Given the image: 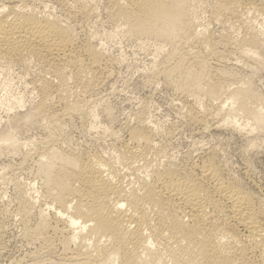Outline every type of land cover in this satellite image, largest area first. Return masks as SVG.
I'll return each instance as SVG.
<instances>
[{
	"label": "bare ground",
	"instance_id": "obj_1",
	"mask_svg": "<svg viewBox=\"0 0 264 264\" xmlns=\"http://www.w3.org/2000/svg\"><path fill=\"white\" fill-rule=\"evenodd\" d=\"M213 1V15L229 23L231 41L238 40L245 56L259 61L264 31L249 33L248 17L264 22V0ZM29 2L0 4V75L29 69L36 60L41 71L29 80L40 96L34 116L49 114L59 131L63 120L82 110L80 98L108 79L107 62L77 40L68 24L39 16ZM83 3L72 0L67 16L78 18L86 11ZM108 3L131 36L158 41L161 52L169 48L157 75L189 100L194 122L224 119L240 129L241 120L250 124L249 134L264 132V99L247 80L232 88L233 80L232 85L227 81L236 78L230 72L209 66L212 37L205 28L198 30L192 15L201 0ZM239 25L246 30L241 40L234 38ZM22 102L15 97L8 107L17 109ZM129 139L112 160L60 152L52 146L54 139L43 146L48 151L39 155L38 168L50 202L29 237L50 250L59 236L63 248L56 264H264V209L241 182L214 157L180 173L174 162L164 161L168 148L153 135L136 129ZM24 205L23 215H30V205ZM50 210L56 222L45 215Z\"/></svg>",
	"mask_w": 264,
	"mask_h": 264
},
{
	"label": "rangeland",
	"instance_id": "obj_2",
	"mask_svg": "<svg viewBox=\"0 0 264 264\" xmlns=\"http://www.w3.org/2000/svg\"><path fill=\"white\" fill-rule=\"evenodd\" d=\"M11 1L14 0H0V4ZM83 1L86 13L71 19L66 6L72 0L29 2L39 16L49 14L68 24L77 40L99 51L107 62L108 79L94 96L80 98L82 110L63 120L60 132L50 123L49 114L34 116L40 102L38 92L30 84L32 77L41 71L36 60L29 69L16 67L0 75V231L3 233L0 232V264H56L59 261L63 248L59 236L55 237L57 245L51 251L41 248L39 242L29 237L50 202L45 193V179L38 168L39 155L47 153L45 143L50 139H54L52 146L60 152L92 153L112 160L129 143L133 130H143L168 148L169 155L164 161L174 162L180 173L214 157L225 173L241 182L256 205L264 209V132L249 134L250 124L241 123L240 118L237 124L240 129L224 119L194 122L188 115L189 100L172 83L157 75L169 48L161 52L158 41L131 36L121 17L109 7L108 0ZM213 5V0H201L200 5L193 7L192 14L198 30L205 28L208 32L205 33L212 37L214 56H208L209 61L205 55L211 63L209 66L213 71L230 72L237 79L227 81L232 85L230 80H233L232 88L247 80L253 91L264 99V52L259 61L245 56L236 40L246 35L244 26L237 27L236 42L231 41L230 25L219 15H213ZM248 18L249 33L258 35L264 31L261 19ZM15 97L21 98L22 105L10 110L8 104ZM23 202L28 205L32 202L27 206L30 215H23ZM45 215L50 222H56L51 210Z\"/></svg>",
	"mask_w": 264,
	"mask_h": 264
}]
</instances>
